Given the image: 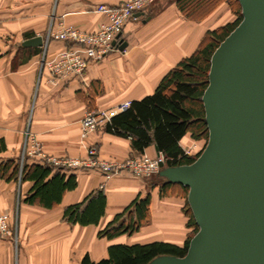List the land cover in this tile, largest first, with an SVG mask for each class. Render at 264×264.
<instances>
[{"label": "crops", "instance_id": "crops-1", "mask_svg": "<svg viewBox=\"0 0 264 264\" xmlns=\"http://www.w3.org/2000/svg\"><path fill=\"white\" fill-rule=\"evenodd\" d=\"M121 1L0 0V163L48 165L37 157H23L27 127L54 156L87 157L90 147L98 157L116 161L138 154L163 155L155 143L138 150L130 137L109 131L107 123L83 137L81 119L89 109H111L154 93L162 78L198 48L208 30L234 21L236 15L223 2L203 19H191L176 0H155L125 23L118 38L127 42L123 50L116 46L91 59L80 75L51 80L45 61L56 58L70 42L49 32L57 33L63 26L94 32L107 21L94 6ZM35 36L43 38L42 45L23 44ZM180 144L194 145V151L203 145L190 132ZM50 167L48 178L58 172L75 180V186L50 207L26 201L34 181L0 177V213L7 214L11 226V236L0 235V264H81L86 254L98 262L109 256L113 244L159 241L182 247L192 232L183 185L174 183L163 190L164 181L157 176L139 177L123 170L107 179L97 168ZM99 190L105 207L97 223L64 219L69 205L87 202ZM148 194V217L136 232L113 238L98 235L136 198Z\"/></svg>", "mask_w": 264, "mask_h": 264}, {"label": "water", "instance_id": "water-1", "mask_svg": "<svg viewBox=\"0 0 264 264\" xmlns=\"http://www.w3.org/2000/svg\"><path fill=\"white\" fill-rule=\"evenodd\" d=\"M238 1L242 19L213 51L201 98L207 142L193 162L160 161L158 171L188 188L198 230L185 255L147 264H264V0ZM120 35L113 44L123 50Z\"/></svg>", "mask_w": 264, "mask_h": 264}, {"label": "trees", "instance_id": "trees-1", "mask_svg": "<svg viewBox=\"0 0 264 264\" xmlns=\"http://www.w3.org/2000/svg\"><path fill=\"white\" fill-rule=\"evenodd\" d=\"M184 15L191 19H203L223 2L229 4L236 15L232 22L208 30L198 48L183 58L161 80L155 92L141 100H133L130 106L107 122V129L113 133L132 139L133 146L142 151L155 143L163 153L166 165H181L193 162L196 156L185 153L180 144L182 137L190 132L195 139L208 138L202 95L208 84L210 59L219 43L237 26L242 19L241 5L238 0H176ZM52 168L41 164L20 165L15 160L0 163V177L7 180L34 181L27 202L39 201L44 206H53L59 202L66 189L75 186L73 177L65 178L54 172L48 178ZM161 178L158 174H155ZM163 180V178H162ZM162 189L173 182L163 180ZM179 184V183H177ZM182 185V184H180ZM187 197L188 188L184 186ZM150 195L136 198L122 213L98 232L100 237L113 238L123 233L133 234L148 217ZM105 196L101 190L93 193L89 200L69 205L65 209L64 219L71 223H97L104 212ZM187 225L192 228L185 245L180 247L167 242L135 244H113L109 246L107 258L92 261L86 254L81 264H147L160 254L183 256L187 252L189 241L198 230L188 202Z\"/></svg>", "mask_w": 264, "mask_h": 264}, {"label": "built area", "instance_id": "built-area-1", "mask_svg": "<svg viewBox=\"0 0 264 264\" xmlns=\"http://www.w3.org/2000/svg\"><path fill=\"white\" fill-rule=\"evenodd\" d=\"M154 1L122 0L116 5L105 3L95 5L94 9L97 12L104 13L107 16V21L103 22L94 32H86L73 26H63L57 33L50 31L48 36L54 35L57 38L70 42V45L59 51L56 58L45 61L50 71L51 80L66 78L71 75H80L87 68L88 62L91 59L101 58L116 48L113 42L123 29L125 23L135 12L143 10ZM130 103L131 101H124L111 109L97 108L87 110L81 119L82 136L86 137L90 131L99 125L109 122L113 115L128 108ZM24 136L23 157H37L43 163L56 168H97L104 172L107 179L123 170H127L139 177H149L158 173L160 161H164L162 154L154 158L138 154L130 156L124 161L108 160L98 157L94 147L88 149L87 157H59L45 152L41 141L38 140L36 134L28 127L24 132ZM203 146L197 151H194V146H188L183 149L186 154L197 157ZM0 235L4 237L11 236V226L7 214L0 213Z\"/></svg>", "mask_w": 264, "mask_h": 264}, {"label": "rangeland", "instance_id": "rangeland-1", "mask_svg": "<svg viewBox=\"0 0 264 264\" xmlns=\"http://www.w3.org/2000/svg\"><path fill=\"white\" fill-rule=\"evenodd\" d=\"M163 1H164V0H163ZM160 5H161V3H160ZM155 9H156V8H155ZM193 138H194V137H193ZM202 144L205 146V144H206V139L202 140ZM189 146H190V147H193L194 145H192V146L189 145ZM204 146H203V147H204ZM185 147L187 148L188 146H185ZM103 159H104V158H103ZM153 176H155V174L152 175L151 178H152Z\"/></svg>", "mask_w": 264, "mask_h": 264}]
</instances>
